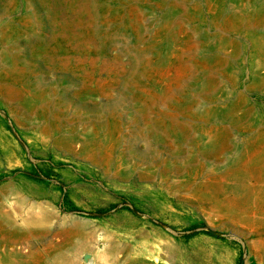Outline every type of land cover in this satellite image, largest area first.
I'll return each instance as SVG.
<instances>
[{"label":"rangeland","instance_id":"rangeland-1","mask_svg":"<svg viewBox=\"0 0 264 264\" xmlns=\"http://www.w3.org/2000/svg\"><path fill=\"white\" fill-rule=\"evenodd\" d=\"M0 215V264H264V0H0Z\"/></svg>","mask_w":264,"mask_h":264},{"label":"bare ground","instance_id":"bare-ground-1","mask_svg":"<svg viewBox=\"0 0 264 264\" xmlns=\"http://www.w3.org/2000/svg\"><path fill=\"white\" fill-rule=\"evenodd\" d=\"M1 216V215H0ZM4 216V215H2ZM7 218V217H6ZM5 218V219H6ZM3 219V218H2ZM9 220V218H8ZM11 223V222H10ZM8 224V223H7ZM3 226V225H2ZM2 228V227H0ZM4 228V227H3ZM16 228V227H13ZM25 229V228H24ZM29 229L28 226L26 228V230ZM4 230V229H2ZM1 230V232H3ZM32 230V229H31ZM29 232V234L31 235V237L34 235L32 232ZM5 231V230H4ZM23 231V230H22ZM24 232V231H23ZM27 232V231H26ZM33 234V235H32ZM28 235V234H27ZM4 237L6 235H3ZM29 236V235H28ZM35 236V235H34ZM4 237H2L3 239H5ZM9 237V236H6ZM60 238V237H59ZM2 239V240H3ZM24 239V238H22ZM7 240V239H6ZM10 240V238H9ZM13 240V239H12ZM77 248V247H76ZM81 249V248H80ZM78 250V249H77ZM17 255L19 257V261H10L8 262V258L5 259L6 260V264H28L27 261H22L21 257H20V253H15L14 256ZM9 257V256H8ZM39 260V261H38ZM38 260L37 262H39V264H76L74 261L68 260L67 258H64V252L62 251V248L57 246L55 248H51V249H44L42 252L39 253L38 256ZM76 260V259H75ZM35 261V260H34ZM30 262V264H36L35 262ZM38 264V263H37Z\"/></svg>","mask_w":264,"mask_h":264}]
</instances>
